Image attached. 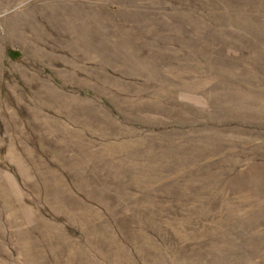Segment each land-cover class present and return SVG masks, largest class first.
I'll return each mask as SVG.
<instances>
[{
  "label": "rangeland",
  "instance_id": "obj_1",
  "mask_svg": "<svg viewBox=\"0 0 264 264\" xmlns=\"http://www.w3.org/2000/svg\"><path fill=\"white\" fill-rule=\"evenodd\" d=\"M0 264H264V0H0Z\"/></svg>",
  "mask_w": 264,
  "mask_h": 264
}]
</instances>
